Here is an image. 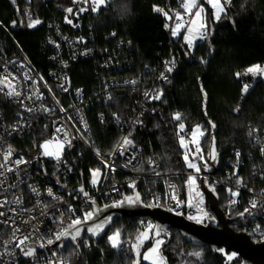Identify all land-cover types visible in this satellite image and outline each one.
I'll use <instances>...</instances> for the list:
<instances>
[{
	"label": "trees",
	"instance_id": "16d2710c",
	"mask_svg": "<svg viewBox=\"0 0 264 264\" xmlns=\"http://www.w3.org/2000/svg\"><path fill=\"white\" fill-rule=\"evenodd\" d=\"M72 2L0 0V22L10 30L12 25L17 24L19 31L13 32L14 39L44 74L49 68L44 49L48 24L61 23L62 12L59 8L68 7ZM203 6H206L207 36L193 48L189 47L183 34L177 38L172 35L169 28L171 22L165 15L167 12L174 19L177 12L181 13V0H111L99 8L92 18H87L86 25H93L92 45L103 55L72 62L69 71L72 83L83 87L87 95L98 89L103 79L118 83L109 91L112 103L95 102L87 111L91 129L89 142L93 149L104 156L113 152L121 138L122 127L129 121L143 93L141 88L125 82L130 79L143 83L152 81L162 61L173 52L175 65L172 77L161 87L160 98L151 104L155 114L146 115L142 125L128 132L134 143L143 146V160L138 171L152 173L149 168L152 151L161 160L160 175L190 173L185 159L186 151L180 140L199 126L204 136L200 141V152L196 151L191 160L195 162V157L199 156L195 163L201 165V152L206 159L210 154H216L218 167L215 175L218 178L227 183L235 179L250 187H259L262 182L257 175L258 168L264 166V160L255 140L264 139V80L258 78L255 81L246 70L253 65L264 66V0H230L219 20L214 18L212 9L205 1ZM157 8L163 11H156ZM27 14L39 20L40 25L33 29H29L26 23L22 25V19H26ZM84 33L88 31L85 29ZM0 48L7 54L15 48L3 31L0 32ZM113 54L129 61L122 71L106 72L100 62ZM245 85L250 87L247 93L244 92ZM99 90L102 91V88ZM176 113L181 114V120L173 118ZM180 123L185 126L183 130L179 128ZM50 131V125L45 126L36 118L32 130L14 139L12 146L28 155L30 150L50 136ZM249 132L252 134L249 135ZM237 151L241 154L238 158ZM238 159L243 165L237 164ZM70 167L75 176L69 179L66 184L69 186L80 183L88 186L93 181V171L104 172L84 146H80L70 159ZM235 172L236 175L231 178L230 175ZM116 178L121 180L127 177L117 175ZM177 181L184 194L186 178ZM134 183L144 197L163 191L161 179L135 180ZM123 190L127 196L134 194L131 188ZM216 195L220 209L233 220L231 228L243 233L241 223L235 218L240 210L228 207L227 187H218ZM98 203L100 206L105 204L102 199ZM146 204L155 207L149 200ZM216 226L221 227L220 224ZM144 229L145 224L140 220H113L98 237L84 235L90 240L88 249L83 247L81 241L78 246L67 244L65 256L72 264H134L136 258L130 246ZM116 232L129 247L128 252L112 247L109 235ZM164 241L162 253L167 264H242L238 255L235 254V259L228 262L220 251L224 249L213 250L208 246L194 245L176 229H169ZM198 249L204 251L195 256L193 251ZM224 252L232 254L227 250ZM21 264L30 263L22 261Z\"/></svg>",
	"mask_w": 264,
	"mask_h": 264
},
{
	"label": "built area",
	"instance_id": "2783aa9c",
	"mask_svg": "<svg viewBox=\"0 0 264 264\" xmlns=\"http://www.w3.org/2000/svg\"><path fill=\"white\" fill-rule=\"evenodd\" d=\"M203 2L204 0H199L198 4L203 6ZM92 7L93 0H73L70 6L59 8L62 12V22L48 24L44 41L49 63L45 74L37 69L20 48L11 30L0 22V32L3 31L15 47L9 54L0 48V165H4L0 167V213H3L0 215V264H21L22 261L30 264H72L65 256L66 245H56V235L72 230L73 227H69L72 222L78 218L83 221L85 213H93L92 207L87 203H98L99 199L105 202L101 207H118L123 202H128V197L146 206L149 200L155 207H148H160L173 215L199 223L195 220L203 217L205 211L192 196L190 178L198 179L200 188L203 180L205 188L212 191L217 199V188L227 187L228 207L231 210H240L235 218L241 223L243 233L254 239L255 243H263L264 166L258 168L257 174L261 185L250 187L235 179L227 183L218 178L215 175L218 167L216 154L215 160H212L213 154L209 155L208 166L199 172L160 175L158 171L161 160L151 151L149 168L152 173L143 174L138 171L143 160V146L132 141L131 145L122 149L118 147L123 143V137L130 139L128 132L131 128L142 125L146 115L155 114L151 104L160 98L161 87L172 77L175 65L173 52L162 61L152 81L143 83L141 80L130 79L125 82L132 87L141 88L143 93L129 121L122 127L121 138L113 152L107 156L99 152L98 156L97 150L91 147L87 111L95 102L112 103L109 91L118 85L117 82L109 83L103 79L99 83L102 91L99 88L94 89L91 95H87L83 87L74 86L72 83L69 72L72 62L103 55L101 50L98 51L92 45L93 25H86L87 18H92L99 10L92 11ZM69 8L72 9L71 13L67 11ZM190 19L192 17L185 14L181 22L187 26ZM85 29L88 31L86 34ZM204 31L205 36L200 38L198 34L192 40L190 48L206 38L207 30ZM186 33L187 27H183L182 34ZM127 61V58L121 59L113 54L108 56L107 60L101 61L100 65L106 72L122 71ZM169 68L171 71H168ZM13 90L20 95H8ZM157 95L159 98H154ZM36 118L45 126L50 125V136L38 147L30 150L28 155L20 153L12 146V141L29 133ZM190 135L191 133L187 132L183 139L190 140ZM255 141L264 160V139ZM45 142H48L47 149L42 147ZM55 145L63 149L62 155L55 154ZM80 146H84L93 154L104 172L95 183L92 181L88 186L84 183L69 186L66 184L75 176L70 167V159H73ZM45 151L52 155H45ZM9 152L10 155H7ZM236 156H241L239 151ZM237 164L243 165V162L238 159ZM117 175L127 178L118 180ZM235 175L236 172L230 176L234 178ZM182 177L186 178L184 194L177 181ZM147 179H161L163 191L153 196H142L134 181ZM57 186L68 192L85 187L87 195L76 192L69 196L60 192ZM124 188H131L134 194L125 195ZM137 196L139 199H136ZM211 215L216 222L214 226L218 225L216 215L213 212ZM144 224L147 228L153 221L147 220ZM203 225L213 224L207 222ZM24 236H28V240L17 247V242ZM49 239L53 241L52 244L47 243ZM80 241L85 249L90 247L88 238L78 240V245ZM36 248L41 250H38L35 256L26 255L23 259L29 249L34 252ZM119 249L128 252L129 247L120 241Z\"/></svg>",
	"mask_w": 264,
	"mask_h": 264
},
{
	"label": "water",
	"instance_id": "95a60500",
	"mask_svg": "<svg viewBox=\"0 0 264 264\" xmlns=\"http://www.w3.org/2000/svg\"><path fill=\"white\" fill-rule=\"evenodd\" d=\"M12 32H18L17 24L11 26ZM199 160V156L195 157V162ZM58 190L64 194L72 196L76 192H80L85 196V187H79L73 191H66L61 186H57ZM201 190L207 195L209 201V210L213 212L221 227L214 225H203L196 222L188 221L183 216L173 215L160 207L151 208L139 202L129 203L123 202L118 207H101L97 202L87 203L93 209L92 218L86 223H81L78 227L80 233L73 240L71 237L76 234V227L68 231V235L62 236L56 245L73 244L78 246V240L89 232L94 237L96 225L105 227L113 220L134 219L145 222L152 220L159 233L158 237H165L169 229H176L186 240H191L194 245L208 246L213 250L224 249L238 255L242 259V264H264V242L255 243L249 235L245 233H237L231 228L232 219L220 209L219 202L214 193L204 186L201 180ZM95 229V231H89ZM41 248H36L32 253V257L36 255ZM26 255L23 256L25 259Z\"/></svg>",
	"mask_w": 264,
	"mask_h": 264
},
{
	"label": "snow or ice",
	"instance_id": "6c2138e0",
	"mask_svg": "<svg viewBox=\"0 0 264 264\" xmlns=\"http://www.w3.org/2000/svg\"><path fill=\"white\" fill-rule=\"evenodd\" d=\"M103 3H104V0H93V7H92V11H97L99 9V7L103 6ZM207 3L210 4L212 6V8L215 10L214 13H213V16L215 19L219 20L221 18V13H224L225 12V5L226 4H229L230 3V0H207ZM181 7L184 9V13L188 14L190 17H192V19H190V21L188 22V25L186 26L185 24H183L181 21L183 20V16L180 12H177L175 14V19L178 21L175 25L174 28H172V35L173 36H176L179 32V30L182 28V27H187V34L185 35V40L186 42L189 44V46L192 45V38L196 35V34H199L200 38H203L205 36V29H206V23L204 21V18H203V13L205 11L204 7L200 4H198V0H182V3H181ZM67 11L69 13L72 12V9L69 8L67 9ZM81 11H84V9H81ZM156 11H163L162 9H159L157 8ZM165 15L167 16L168 13L165 12ZM169 19H171V17H169ZM15 23V22H13ZM39 21H34L32 23H29L28 27H33L34 24H38ZM68 23H71V21H68ZM167 27V25H166ZM168 71H171V68L168 69ZM247 73H252L253 75L259 73V74H262L264 75V68H262L260 65H253L252 67H249L247 70H246ZM237 75L239 76L240 74L237 73ZM248 90V86L245 85L244 87V91L247 92ZM8 95H16V96H19L20 93L18 92H15L14 90L12 92H9ZM145 95H147V93H145ZM156 99L159 98V96L157 95L156 97H154ZM175 120L179 121L181 120V114L179 113H176L174 114V117H173ZM184 124L183 123H180L179 124V128L181 130L184 129ZM57 131H60V129H57ZM197 133H199L200 135H203L204 133L201 132L200 130V127L197 126L194 130H193V133H192V136H193V140L195 141V138H196V135ZM252 133L249 132V135H251ZM123 140V143L118 145L119 148H124L125 146H128V145H131L133 142L132 140H130L128 137H123L122 138ZM180 143L181 145L183 146L184 145V139L183 137H181V140H180ZM198 143V142H197ZM43 148L47 149L48 147V142H45L44 145H42ZM197 151H199V148H197ZM45 155H52V153H49L47 151H45L44 153ZM7 155H10V152L7 154ZM97 155L99 156L100 153L99 151H97ZM237 155H239V153H237ZM213 158L214 157V154H213ZM185 159L187 160V156H185ZM151 163V161H150ZM105 166H107L106 162H105ZM0 167H4V165H0ZM189 167H193L195 168L196 165L194 164H189ZM98 171V170H97ZM197 171H199V169L197 168ZM97 174V172H93V176L95 177ZM191 182H194L192 181V179L190 178V183ZM93 183H95V179L93 180ZM49 194L51 195V190H49ZM85 195H87L85 193ZM128 200H131V198H127ZM136 199H139V197L137 196ZM0 215H3V213H0ZM92 215L93 213L91 212H88V213H85L84 215V218H83V221L80 220L79 218L74 220L72 222V225H70L69 227H76V234L73 235L71 238L73 240L76 239V237L79 235L80 233V228L78 227L81 223H86L89 219L92 218ZM101 227V225H96V229H99ZM151 227V226H149ZM18 231V229L16 230ZM89 231H95V229H89ZM13 235H15V232L13 233ZM68 235L67 232H62V233H59L56 235V239L59 240L62 236H66ZM118 235V233L116 234ZM157 235H159V233L157 232ZM147 237V233H142L141 236H138L137 237V241L138 243L136 245H134V247L138 248L139 247V244L142 243V239L143 238H146ZM110 240H114V237H109ZM28 240V236H24L22 239H20L18 242H17V247H19L20 245L24 244L25 241ZM48 244H52L53 241L51 239H49L47 241ZM163 243L162 240H156L155 242V245L150 248L148 250V252H146L144 254V259L145 260H151L152 261V264H158V261L154 258V254L158 252V249H159V246ZM113 246L115 247L116 244L114 243ZM32 252L33 250L32 249H29L25 255H32ZM137 255L139 256V253H137ZM196 255H199V253H196ZM231 258V257H230Z\"/></svg>",
	"mask_w": 264,
	"mask_h": 264
},
{
	"label": "rangeland",
	"instance_id": "374dc122",
	"mask_svg": "<svg viewBox=\"0 0 264 264\" xmlns=\"http://www.w3.org/2000/svg\"><path fill=\"white\" fill-rule=\"evenodd\" d=\"M12 1L15 2L16 0H12ZM110 1L111 0H104L103 6H106ZM204 1L207 3V0H204ZM181 3H182V0H181ZM207 5H208V7H210L212 9V11L214 13L215 10L212 8V6L210 4H208V3H207ZM103 6H101V7H103ZM101 7H99V8H101ZM203 7L205 9V11L203 13V18H204V21H205L206 6H203ZM181 14H182V16L186 14V13H184V9L183 8H182ZM222 14L223 13H221V16H222ZM166 17H167V20L169 22H171V24H169V28L172 30V28L175 27V25L177 23V20L175 18L174 19L173 18L172 19H169V17H171L170 15H167ZM34 21H37V20L32 19L31 15L27 14L26 15V19H22V25H23V23H26V25L28 27L29 23H32ZM205 23H206V21H205ZM39 25H40V21H39L38 24H34L33 27H28V28L29 29H33V28L38 27ZM182 30H183V27L179 30L178 34L176 36H174V37L177 38L180 34H182ZM186 34H184V37H185ZM12 35H13V32H12ZM197 35L198 34H196L192 38V40ZM184 40H185V38H184ZM261 67L264 68V66H261ZM249 74L252 77L255 78V81L258 78L264 80V75H262V74H259V73L255 74V75H253L252 73H249ZM249 89H250V87H248L247 92L249 91ZM247 92H245V93H247ZM192 133H193V131H192ZM192 133L190 135V140L184 139V145H183V147H184V149L186 151V156H187V169L190 170V172H199L200 170H202L203 167L208 166L207 159L205 158V156L201 152V155L202 156H201V165H200L198 163L193 162L191 160V157L197 151V148H199V152H200V141H201L202 137L204 136V134L203 135H200L199 133H197L196 138H195V141H194L193 140ZM55 154L56 155H62L63 154V149L60 148V147H58L57 145H55ZM212 160H215V158H213ZM189 164H194V165H196V167L195 168L189 167ZM197 168L199 169V171H197ZM93 172H97L96 176L95 177L93 176V179H95V180H97L101 176V174H102L100 171H93ZM93 172H92V175H93ZM192 181H194V182H191V193H192V196H193L194 200L205 211V214L203 215V217L197 218L195 221H197V222H199L201 224H204V223H207V222H211L213 225H215L216 222L214 221V218L211 215V211L209 210V201H208L207 195L205 193H203V191L201 190L200 184L198 182V179L192 178ZM128 202L129 203H135L136 200L131 199ZM109 225H110V222L105 227L99 228L95 232V235L94 236L95 237H98L100 234H102L105 231V229ZM149 226H151V227H149ZM149 226L147 228H145L144 230H142L141 232H139V235L138 236H141L142 233H147V237L142 239V243L139 244V247L138 248L134 247V245H136L138 243L137 238H136V240L133 241V244L130 246V250H131L132 253H134L135 258H136L134 264H141V263H144V264H152V261L151 260H145L143 257H144V254L146 252H148V250L155 245L156 240H162L163 243L159 246L158 252L154 254V258L158 261V264H167L166 259H165V257L163 256V253H162V247L166 243L164 241V237H162V238L158 237V235H157V232L158 231L156 229L155 224L154 225L152 224V225H149ZM117 233H118V235H116ZM86 235L87 236H91V234L89 232H87ZM109 237H114V240H110L109 239V242L111 243V245H112V247L114 249L118 250L119 249V245H120V241H121V239H120V233L119 232H116L114 234H110ZM114 243L116 244L115 247L113 246ZM148 243H151V245L150 246H147ZM203 251H204L203 249H200V250L198 249V250H194L193 253L196 256V253H199V255H201ZM220 251H221V253L223 255H225L226 260L228 262H230L231 260L235 259V257H236L234 253H232V254H226L224 252V250H220ZM137 253H139V256L137 255Z\"/></svg>",
	"mask_w": 264,
	"mask_h": 264
}]
</instances>
